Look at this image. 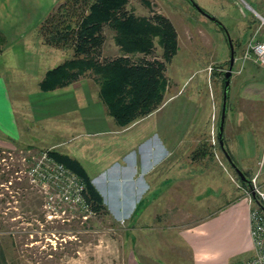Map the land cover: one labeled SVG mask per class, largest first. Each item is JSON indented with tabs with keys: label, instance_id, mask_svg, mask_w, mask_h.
Masks as SVG:
<instances>
[{
	"label": "crops",
	"instance_id": "crops-1",
	"mask_svg": "<svg viewBox=\"0 0 264 264\" xmlns=\"http://www.w3.org/2000/svg\"><path fill=\"white\" fill-rule=\"evenodd\" d=\"M248 1L251 13L264 18V0ZM55 2L0 0V148L45 145L68 155L88 178L95 176L91 183L98 193L96 179L115 174V167L119 179L133 181L135 206L128 220L135 222V254L126 256L127 264H229L250 257L252 204L230 181L229 164L224 170L202 155L190 159L209 130L199 124L191 101L172 107L179 91L173 79L165 75L169 88L155 110L123 127L107 114L90 75L49 91L39 89L45 71L71 54L68 46L46 44L36 31ZM223 7L229 39L243 41L244 47L257 29L264 35L261 23H248L236 8L232 15ZM185 24L193 26V20ZM196 30L204 36L202 27ZM242 50L230 70L222 142L234 165L264 193V68L243 61ZM209 96L214 120L217 107L210 84ZM36 134L53 139L31 141Z\"/></svg>",
	"mask_w": 264,
	"mask_h": 264
},
{
	"label": "rangeland",
	"instance_id": "rangeland-1",
	"mask_svg": "<svg viewBox=\"0 0 264 264\" xmlns=\"http://www.w3.org/2000/svg\"><path fill=\"white\" fill-rule=\"evenodd\" d=\"M55 1L57 4L55 2L45 18L61 5L60 10L71 14L68 19L73 23L75 20L72 16L73 10L74 13H83L91 0ZM193 2L215 17L225 28L227 35L230 27L221 16L223 6L232 12V15L236 11L233 7L236 8L238 12L248 16V23L256 25L261 23V29L264 28V22L251 13L253 4L248 0H193ZM125 8L136 16H147L152 13L163 15L177 28V49L166 64L165 75L176 82L175 89L179 91L173 105L170 103L169 105L172 107L176 105V108H179L186 101H191V106L197 111L199 124L206 125L205 130H209L205 141L196 145L197 150L190 152V159H200L198 155H202L207 161H214L227 170L228 163L216 138L222 75L229 58L224 32L186 0H127ZM256 12L260 14L258 10ZM44 19L36 28L41 39L46 36L41 26ZM188 20H193V26L185 24ZM188 26H192L191 31L188 30ZM197 27H202L204 36L196 35ZM209 28H215V31H209ZM102 33L104 41L100 48V59L118 56L120 51L113 43V31L104 25ZM255 37L264 38L260 29L257 30ZM230 41L233 57L239 55L244 48V42L237 39ZM160 52V47L154 42L153 54L159 57ZM238 63L234 61L231 68ZM87 75L90 74L86 72L82 77ZM195 83L198 85V92H193ZM167 84L169 83L165 77L163 93L169 88ZM209 84L213 97L215 96L218 114H215L214 120L211 118L213 111ZM30 85L33 89V84ZM31 89L29 91H32ZM38 138L47 142L53 139L49 137L44 140L37 134L30 136L33 142H37ZM202 146L204 152L200 153L198 149H202L200 148ZM45 150H48L45 145L26 147L17 144L12 149L0 148V264H127L126 256H131L132 252L135 254L133 240L136 233L132 228L135 222L132 217L130 221L128 220L135 206L133 181L119 179L117 167L113 170L115 174L111 172L99 176L96 184L111 213L92 214L85 210L82 202L72 200L73 181L57 180L54 177L56 174L54 170H49L51 176L43 180L45 182L43 187L41 182H38L39 175L33 174L35 180L31 181V176L27 173L29 168L35 169V173L44 171L41 152ZM229 173L230 181L235 188L245 193L247 188L240 183L234 171L231 169ZM94 178L95 176L89 178L90 183Z\"/></svg>",
	"mask_w": 264,
	"mask_h": 264
},
{
	"label": "trees",
	"instance_id": "trees-1",
	"mask_svg": "<svg viewBox=\"0 0 264 264\" xmlns=\"http://www.w3.org/2000/svg\"><path fill=\"white\" fill-rule=\"evenodd\" d=\"M126 1L91 0L83 13L73 10V23L68 19L71 14L60 10L61 5L50 13L41 25L46 33L43 41L52 46L66 45L71 54L47 69L38 83L40 90L49 91L88 72L98 85L97 94L107 114L121 127L161 104L166 64L177 49L176 32L167 17L156 13L136 16L125 8ZM104 25L113 31V43L120 54L100 59ZM154 42L160 47L159 57L153 54ZM45 153L48 160L61 165L79 183L85 210L106 215L99 193L76 160L52 149Z\"/></svg>",
	"mask_w": 264,
	"mask_h": 264
},
{
	"label": "built area",
	"instance_id": "built-area-1",
	"mask_svg": "<svg viewBox=\"0 0 264 264\" xmlns=\"http://www.w3.org/2000/svg\"><path fill=\"white\" fill-rule=\"evenodd\" d=\"M261 20L264 22V18H261ZM257 30L253 33V35H251L246 45L244 46L241 53V59L243 61L251 60L259 67L264 68V38L255 37ZM41 157L44 161L42 165V167H45L43 168L44 171L41 170L40 172L35 173V169L29 168L27 173L30 174L31 181L35 180V178L32 176L33 174H36L37 176L39 175L40 177L38 178V182H41V185L43 187L45 183L43 182V180H47V178L51 176L49 174V170H54L56 173L54 177L57 178V180L59 179V181L61 182L65 180L73 181L71 198L76 202H82L79 194L81 186L74 179V177L64 168H62L61 165L48 160L45 151L41 152ZM48 164L49 166H46ZM250 181L251 188L255 194L256 199L264 208V193L259 191L258 187L254 183V178L250 179ZM245 194L247 196L248 203L252 204L248 212V232L253 252L250 257L242 260H236L229 264H264V210L259 208L254 203L248 189L246 190Z\"/></svg>",
	"mask_w": 264,
	"mask_h": 264
},
{
	"label": "water",
	"instance_id": "water-1",
	"mask_svg": "<svg viewBox=\"0 0 264 264\" xmlns=\"http://www.w3.org/2000/svg\"><path fill=\"white\" fill-rule=\"evenodd\" d=\"M188 3H190L193 8L195 10H197L200 14H202L204 17H206L208 20H210L211 22H213L215 25H218L220 27V29L224 32L225 37H226V42L229 48V58H228V65L226 70L223 72V83H222V90H221V103H220V111H219V122H218V127H217V134H216V138H217V143L218 146L225 158V160L227 161V163L229 164V166L232 168V170L235 172L238 180L243 183L246 188L249 190L250 196L252 198V200L254 201V203L261 208L262 210H264V208L262 207V205L259 203V201L256 199L255 194L251 188V181L234 165V163L232 162L230 156L228 155V153L226 152V150L223 147V142H222V127H223V121H224V116H225V109H226V97H227V89H228V80H229V76H230V70H231V66L233 63V49H232V45H231V41L226 33L225 28L223 27V25L212 15L206 13L205 11H203L199 6H197L193 0H186Z\"/></svg>",
	"mask_w": 264,
	"mask_h": 264
}]
</instances>
